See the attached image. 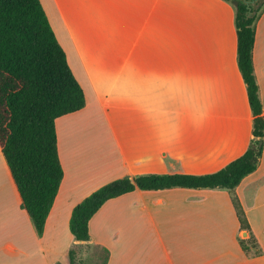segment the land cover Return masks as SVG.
Wrapping results in <instances>:
<instances>
[{
    "label": "crops",
    "instance_id": "1",
    "mask_svg": "<svg viewBox=\"0 0 264 264\" xmlns=\"http://www.w3.org/2000/svg\"><path fill=\"white\" fill-rule=\"evenodd\" d=\"M39 1L85 106L55 121L64 175L40 238L0 152V264H60L56 256L71 247L82 264L93 247L105 253L103 264H264V138L257 169L234 190L259 256L241 250L248 234L242 238L231 196L219 189H136L104 203L88 223V242H75L68 229L73 208L114 180L209 174L247 150L253 117L233 5ZM252 62L264 118V12Z\"/></svg>",
    "mask_w": 264,
    "mask_h": 264
},
{
    "label": "trees",
    "instance_id": "2",
    "mask_svg": "<svg viewBox=\"0 0 264 264\" xmlns=\"http://www.w3.org/2000/svg\"><path fill=\"white\" fill-rule=\"evenodd\" d=\"M235 10L236 61L253 117L252 140L240 157L220 170L204 175L149 174L114 180L77 204L69 219L75 242L90 240L88 223L108 200L140 191L170 189L226 190L231 196L240 231L241 250L256 257L261 250L252 236L234 190L258 167L264 138V118L254 76L252 50L255 25L264 12V0L246 6L224 0ZM85 106L82 88L50 27L39 0H0V152L38 238L63 179L55 121ZM68 264H82L77 248L66 254Z\"/></svg>",
    "mask_w": 264,
    "mask_h": 264
},
{
    "label": "rangeland",
    "instance_id": "3",
    "mask_svg": "<svg viewBox=\"0 0 264 264\" xmlns=\"http://www.w3.org/2000/svg\"><path fill=\"white\" fill-rule=\"evenodd\" d=\"M262 3L264 5V2H262ZM68 229H69V227H68ZM45 249H46V247H45ZM28 251H30V250H28ZM59 256L60 255L56 256L58 258V259H56V261H58L60 264H62L63 258L67 261V258H66L67 255L66 254L63 257L61 256V259L59 258ZM82 258H83V264H103V262L105 260V253L102 250H100L99 248L93 247V248H89ZM14 262H15V264H21L20 259L17 257L14 258L13 264H14Z\"/></svg>",
    "mask_w": 264,
    "mask_h": 264
},
{
    "label": "water",
    "instance_id": "4",
    "mask_svg": "<svg viewBox=\"0 0 264 264\" xmlns=\"http://www.w3.org/2000/svg\"><path fill=\"white\" fill-rule=\"evenodd\" d=\"M243 4H245L246 6H254L255 3L258 1V0H240ZM242 238H246V233L243 232L241 234Z\"/></svg>",
    "mask_w": 264,
    "mask_h": 264
}]
</instances>
